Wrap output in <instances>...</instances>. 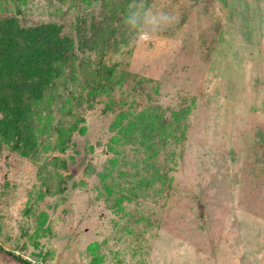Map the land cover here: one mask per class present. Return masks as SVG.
<instances>
[{
	"label": "rangeland",
	"instance_id": "obj_1",
	"mask_svg": "<svg viewBox=\"0 0 264 264\" xmlns=\"http://www.w3.org/2000/svg\"><path fill=\"white\" fill-rule=\"evenodd\" d=\"M6 18L56 25L73 46L32 105L35 150L0 136L4 251L264 264V0H0ZM140 115L164 130L140 132Z\"/></svg>",
	"mask_w": 264,
	"mask_h": 264
},
{
	"label": "trees",
	"instance_id": "obj_2",
	"mask_svg": "<svg viewBox=\"0 0 264 264\" xmlns=\"http://www.w3.org/2000/svg\"><path fill=\"white\" fill-rule=\"evenodd\" d=\"M72 46L69 38L60 36V27L56 25L24 28L15 18L0 20V136L11 141L17 150L23 147V156L28 155L26 150L32 151L36 147L30 120L32 105L40 102L54 86L58 70L67 61L66 54ZM100 70L95 69L88 84L90 90L98 95L104 88V82L113 78L111 68ZM152 117L150 122L147 121L149 123H145L149 119L147 116L140 115L136 119V125L141 126L140 132L164 130V125L152 121ZM156 117L164 118L161 114H156ZM122 119L123 115H120L114 126ZM162 122L165 124L167 121ZM0 253H5L18 264H31L14 253L4 251L1 246Z\"/></svg>",
	"mask_w": 264,
	"mask_h": 264
}]
</instances>
